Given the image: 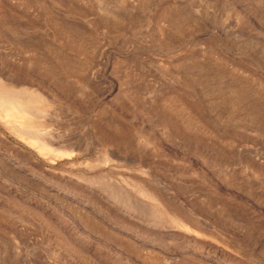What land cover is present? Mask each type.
Instances as JSON below:
<instances>
[{
	"label": "rangeland",
	"instance_id": "374dc122",
	"mask_svg": "<svg viewBox=\"0 0 264 264\" xmlns=\"http://www.w3.org/2000/svg\"><path fill=\"white\" fill-rule=\"evenodd\" d=\"M0 86V264H264V0H0Z\"/></svg>",
	"mask_w": 264,
	"mask_h": 264
},
{
	"label": "bare ground",
	"instance_id": "6f19581e",
	"mask_svg": "<svg viewBox=\"0 0 264 264\" xmlns=\"http://www.w3.org/2000/svg\"><path fill=\"white\" fill-rule=\"evenodd\" d=\"M11 91L0 86V118L6 121L5 124L10 125L15 135L36 148L41 155L52 156V159L69 156L67 152H53L49 148V142L39 133L35 120L45 113L44 108L41 109L44 100L38 95H32L28 101H24L26 96L21 97Z\"/></svg>",
	"mask_w": 264,
	"mask_h": 264
}]
</instances>
